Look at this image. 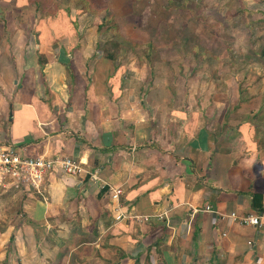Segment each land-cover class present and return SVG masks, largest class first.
I'll return each mask as SVG.
<instances>
[{
    "label": "crops",
    "instance_id": "0c3cea01",
    "mask_svg": "<svg viewBox=\"0 0 264 264\" xmlns=\"http://www.w3.org/2000/svg\"><path fill=\"white\" fill-rule=\"evenodd\" d=\"M213 3L235 42H264V0ZM82 14L0 0V147L83 169L0 198V264H264V225L229 217L264 210V85L247 95L224 57L180 52L179 38L165 56L136 28L128 42L141 53L104 54ZM262 55L246 68L264 82Z\"/></svg>",
    "mask_w": 264,
    "mask_h": 264
},
{
    "label": "rangeland",
    "instance_id": "374dc122",
    "mask_svg": "<svg viewBox=\"0 0 264 264\" xmlns=\"http://www.w3.org/2000/svg\"><path fill=\"white\" fill-rule=\"evenodd\" d=\"M2 1V0H1ZM19 4L29 3L36 8V14L46 17L52 16V18L61 19L63 16L68 21L78 19L80 13L87 14L92 20H95L98 24V33L100 39V51L108 55H116L119 51L125 52L128 48H132L134 52L139 51L136 45H131L128 42L129 31L132 28L138 29L141 32L140 36L137 35L139 41L149 36L152 39H156V45L161 46V53H167V56L171 52L172 46L170 41H175L179 38V41L184 43H178L176 45L181 50L195 51L198 54L208 53L211 58L216 56L224 57L219 63L230 67H239V72L244 71L243 76H238L237 79L244 87L243 91L247 95L249 93L255 94L256 97L262 95L261 84L264 82L259 76H254L248 71L252 68L251 64L256 63L255 53H262L264 57V42L257 43L256 45H248L242 42L241 44L235 42L236 37L232 36L231 32L235 31V22H225L220 19L219 8L217 3H213L215 0H17ZM16 0H3L4 3L17 2ZM82 14V15H84ZM206 17V18H205ZM229 15L227 19H229ZM223 21L224 24L218 22ZM264 21V20H262ZM232 25V26H231ZM231 26V28H230ZM234 26V27H233ZM264 26V23L260 25ZM243 30V28H242ZM261 31H264V27ZM240 31V37H241ZM245 36H249V29L242 32ZM264 33V32H263ZM132 35V33L130 34ZM130 37V36H129ZM162 37V39H157ZM181 44V45H179ZM143 49V54L149 53V57L155 52L153 46H140ZM149 47V48H148ZM148 50V51H147ZM161 55V56H162ZM227 57V59L225 58ZM149 57L147 59H149ZM117 58V57H116ZM150 62V61H149ZM218 61H208V67L203 70L216 69L214 64ZM196 62L193 67L198 66ZM264 65V60L262 61ZM200 70V67H199ZM215 71V70H214ZM195 72V71H194ZM194 75V74H193ZM200 80L211 79L216 83H222L225 74L218 75L210 73L202 75ZM184 76V75H183ZM192 76V75H190ZM190 76L187 78H190ZM206 84V83H205ZM212 85V84H211ZM255 87L252 91L245 90ZM264 89V87H263ZM250 91V92H249ZM199 94V93H198ZM198 94L195 95L197 99ZM259 98V97H258ZM264 99V98H263ZM264 103V102H263ZM235 113L234 109L229 110L228 114ZM259 119H264L262 116L264 111L258 113ZM20 192L14 191V189H0V198L4 195L11 196ZM6 196V197H7ZM3 197V198H6Z\"/></svg>",
    "mask_w": 264,
    "mask_h": 264
},
{
    "label": "built area",
    "instance_id": "2783aa9c",
    "mask_svg": "<svg viewBox=\"0 0 264 264\" xmlns=\"http://www.w3.org/2000/svg\"><path fill=\"white\" fill-rule=\"evenodd\" d=\"M82 172L81 161L73 157H29L17 147L11 145L0 147V189L40 194L49 175L60 173L76 176ZM121 193L120 189L114 190L112 199H117ZM205 211L214 212L215 210L206 206ZM229 217L243 225L256 227L264 225V210L256 215L242 217L231 213Z\"/></svg>",
    "mask_w": 264,
    "mask_h": 264
},
{
    "label": "trees",
    "instance_id": "16d2710c",
    "mask_svg": "<svg viewBox=\"0 0 264 264\" xmlns=\"http://www.w3.org/2000/svg\"><path fill=\"white\" fill-rule=\"evenodd\" d=\"M260 210V209H259Z\"/></svg>",
    "mask_w": 264,
    "mask_h": 264
}]
</instances>
